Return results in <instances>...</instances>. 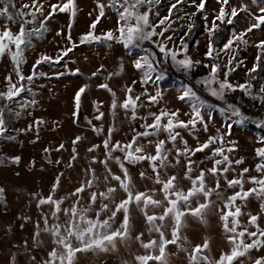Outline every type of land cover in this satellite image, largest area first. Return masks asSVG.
I'll list each match as a JSON object with an SVG mask.
<instances>
[{"label":"rangeland","instance_id":"374dc122","mask_svg":"<svg viewBox=\"0 0 264 264\" xmlns=\"http://www.w3.org/2000/svg\"><path fill=\"white\" fill-rule=\"evenodd\" d=\"M59 2L60 0H40V3L44 5V14L47 15L51 10L50 4ZM175 2L176 0L160 2L153 9V13L159 12V16L151 15V22L158 23L159 19L169 16V8ZM14 3L19 9L25 4L31 5L32 0H14ZM98 3L105 5V17L101 18L95 34L101 35L109 30H114L117 27L118 15L113 8L108 7L111 0H75L77 12L74 20L71 18L70 13H56L46 24L48 31L39 36L34 35L31 38V47H28L23 54L25 62L21 65V69L25 76L32 74V66L41 56H50L53 58V62H45L37 67V74L34 79L31 82L26 80L25 91L11 102L4 113L5 119L12 116L14 119L11 121L7 119L10 121L5 125L7 130L3 136H0V157L5 156L9 159L7 161L0 160V187L4 189L3 198L0 199V264H41L46 258L47 252L52 247L51 239L46 234H42L40 239L44 243L37 246L33 240V235L38 222L41 228L43 227L42 214L49 213L50 206L44 205L38 208L37 197H46L50 194L52 185L58 175L63 174L60 176V187L55 193L57 198L68 196L82 182L90 179L91 175L86 172V169L90 166L95 169V174L99 177V190L105 189L106 185L103 178L107 173L102 164H92V159L93 157L97 161L105 159L103 141L108 137L110 130L112 143L116 141L127 143L135 133L145 130L143 127L145 123L152 122L150 113H159L161 109L178 110L179 119L184 121L194 115L191 100L188 98L180 99L184 90L191 88V86L180 81L179 76L182 74L195 83L191 89L205 102V106L201 108V116L203 122L208 126V131H204L201 123H198L195 129L181 130V135L188 141L189 146L196 147L197 137L200 142H203L210 135H223L225 147L232 146L229 144L230 141L235 142L236 150L227 153L230 158L233 160L242 158L244 161L240 165H233L235 171L227 174L228 178H233L243 168L252 170L247 175H259L254 170L255 165L260 162L256 156V149L264 147V143H261V139L264 138V127H257L256 129V127H249L245 121L237 123L240 117L232 115L228 109L229 105L239 109L236 101L239 99V95L246 93L238 88L235 90L238 91L237 93L226 90L224 99L221 100L212 96L206 86L201 90L203 95H200L196 90L199 89L200 84H203L201 81L209 77L211 73V63L213 61L205 53L209 42L208 29L221 7L218 0H206L203 13L205 32L197 39L192 48H188L187 54L194 61H200L192 70L201 71L202 74L195 77L186 75L187 71L179 69L172 62L170 56H164L160 53L157 45L149 41H145L142 47L129 48H125L122 44L116 42L80 44V37L90 30V25L99 14ZM199 3L200 0H195L196 5ZM241 4L247 5L250 13L259 15L260 8L264 7V0H258V3L255 4L252 0H230L229 5L226 6V11L230 13L231 7L239 8ZM29 10L24 9L25 12ZM144 10L141 9V11ZM196 10L197 8L192 0H186L185 3L178 5L172 11L171 28L165 33V36L173 37V42L168 43L169 48L173 50L179 48V39L185 34L192 20V14ZM13 11L15 10L13 9ZM249 12L240 13L239 18L232 24L229 39L232 38L234 31L237 33L242 32L254 22ZM37 16L36 23L27 25L28 29L39 28L40 21L44 17L39 16V13H37ZM26 19H31V17H26ZM69 24H71L70 28ZM5 25L13 32L18 31V24L0 17V29ZM163 27L161 26L157 30L160 31ZM261 27L264 29V25ZM58 33L61 34L58 35ZM69 33L72 37L71 41L66 39ZM154 39L160 40L162 38L155 37ZM244 39L248 41V44H241L238 54L236 51L227 53L220 51L219 57L214 61L220 64L221 72L219 76L220 79H223L225 64L235 56V60H233V64L236 65L235 71L227 77L234 85L243 84L247 81L246 73L256 61L258 55L256 44L264 40V30H254L248 33ZM72 43H76L78 46L58 63L55 62L61 50L71 47ZM145 49L151 51L156 63L162 58L172 64L174 69L171 72L174 76L170 77L163 73V79L156 80V74L154 73L151 81L142 84L140 82L142 71L135 68V62L147 54ZM219 50L215 49L213 56H216V52ZM182 57L183 53L181 52L177 58ZM93 73H96V75L93 76ZM183 75L181 77H185ZM7 76H11L12 82L17 83L18 78L14 71L13 62L10 56L5 54L3 58H0V91L6 90ZM101 84H107L115 93L118 105L115 112L111 109V103L114 99L112 92L99 87ZM262 84H264V77L253 89V93L257 95L258 99H260L259 87ZM85 85H87V88L81 97L78 116H73L76 110L75 94ZM127 87L133 89V96L141 97L138 103L142 106L137 109V119L135 120L132 119L131 111L119 107L126 99ZM212 87L218 88V84H213ZM145 90L148 95H156L159 92L158 103L151 104L147 96L144 95ZM260 105L263 109L262 115L255 118L261 119L262 124H264V100H261ZM97 106L104 113V117L100 120L95 119L98 115ZM242 116L245 115L242 114ZM40 121L43 123H38ZM95 128H100L102 131L97 133L94 130ZM166 135V133H162L159 138L164 139ZM76 137L81 139L74 145L73 140ZM151 139L155 140L156 137ZM139 142L146 146V150H151L148 146V138H141ZM61 144L64 147L57 150ZM94 145L100 147L94 152H89L88 149ZM179 146L182 147V145ZM73 148L78 153L77 159L74 161L72 160ZM208 155L210 153L206 150L192 157L193 160L198 161L194 165L196 171L200 168H210L212 166L211 161L206 159ZM113 156H121V153L115 152ZM174 156L175 153L173 152L172 157H170L173 164L175 163ZM15 157L20 158L18 163L14 162ZM57 161H60V163L58 164ZM200 161H203V163H199ZM184 162L182 158L179 165L170 167L167 170L168 175L178 174L182 176ZM69 164L72 166L69 167ZM109 165L114 173L120 174L118 165L112 161L109 162ZM128 167L137 190L145 191L154 187L158 188L151 180L141 179L139 176L141 171H145L148 176H152L151 169L146 162L136 166L128 165ZM196 171L193 175L196 174ZM115 183L112 182L113 185ZM178 183L184 189L188 187V181L186 180L181 179ZM208 184L210 187H214V181L211 177L208 178ZM221 185V192L224 197L232 194V190L227 189L222 178ZM245 187H251V185L246 184ZM123 195L122 192L118 191L116 201L122 199ZM157 198H161L159 193ZM72 199L66 200L63 207H68L72 203ZM212 199L217 200V197L213 195ZM80 203L87 205V192L83 194ZM259 205L258 200L250 199L247 206L243 207L242 210L246 213L258 214L260 212ZM217 206H219V201L207 213L206 224L192 217L187 218V227L181 231V236L187 237L188 242L184 243V247L189 251H191L192 246L202 244L205 238L209 240L211 249L206 254L218 258L221 251L228 250L229 245L224 238L219 214L216 211ZM153 211L159 213L161 209ZM130 214L133 225L131 239L124 242L118 241L116 250L80 254L79 264H125V262L126 264H136L134 256L143 254L144 250L135 240V236L144 232L143 238L147 241L149 235L146 231L147 225L144 222V217L135 205L131 206ZM89 215H94V212L89 213ZM120 219H122V216L118 214L114 227L118 226ZM241 220L246 223L247 217H241ZM259 224L264 228V214H262ZM25 241H27V245H25ZM168 251L169 264H188L186 252L180 251L173 245L169 246ZM251 256L253 258L264 256V248L259 251L253 250ZM32 257H35V260ZM245 264H248L247 260H245Z\"/></svg>","mask_w":264,"mask_h":264},{"label":"snow or ice","instance_id":"6c2138e0","mask_svg":"<svg viewBox=\"0 0 264 264\" xmlns=\"http://www.w3.org/2000/svg\"><path fill=\"white\" fill-rule=\"evenodd\" d=\"M161 0H111L108 7L113 8L118 15L117 27L114 30H109L101 35H96L95 30L101 22V18L105 17V5L97 4L99 14L90 25V30L84 33L80 39V44L93 42H116L122 44L123 47H142L145 41L154 43L159 48L160 53L171 58L172 62L179 69L190 71L200 61H194L188 53V42L185 38L190 36L194 25L188 26V31L185 36L179 39V48L173 50L168 47L169 42H173L172 36H165L171 28V13L178 5H182L186 0H176L169 8V16L159 19L158 23H152L151 15L159 16V12L153 13V9L160 4ZM197 8V12H202L205 8L206 0H200L198 5L195 0H192ZM221 4L218 15L212 20L211 27L208 29L209 42L205 55L212 59L211 73L209 77L201 81L207 88L210 94L218 99L223 100L226 90L235 91L237 88L246 94H251L253 88L252 81L257 79L259 72H264V40L256 44L258 55L251 69L247 70L249 79L243 84H233L228 80L231 72L235 71L236 65L233 64L235 56H233L224 66L223 79H220L221 66L214 61L219 57V52H229L238 50L241 44L247 45L248 41L244 37L254 30H264V7L260 8V14L255 15L249 12L248 6L241 4L239 8L231 7L230 13L226 11V6L230 0H218ZM258 3V0H252ZM118 6V7H117ZM30 9L25 12L24 9ZM13 9L15 11H13ZM50 11L47 15L44 14V5L40 0H32V4H25L17 9L14 0H0V17L7 19L10 22L18 24V31L13 32L6 25L0 29V58L5 54L9 55L14 65V71L17 76V83L12 82V77H6V90L0 91V136L6 132L4 113L13 100L20 96L25 91V80L31 82L36 76L37 67L45 62H53V58L47 55L41 56L32 66V74L23 75L21 65L25 62L23 54L28 47H31V38L34 35H42L47 32V22L53 18L56 13H70L74 20L76 16L75 0H60L59 3L50 4ZM122 9V11H121ZM141 9H145L141 11ZM241 12H249L253 17L254 22L242 32H233L232 38L224 44L223 48L216 52L213 56L214 45L213 37L221 30L223 24H234L239 18ZM39 16L44 19L40 21L39 28L28 29L27 25L35 24ZM193 13L192 15H195ZM31 17V19H26ZM217 21L220 23L217 24ZM164 26L160 31L157 29ZM71 24H69V28ZM61 33H58L60 35ZM155 37H161L160 40H155ZM66 39L72 40V37L67 34ZM78 45L72 43L71 47L61 50V53L56 57L55 62H59L64 57L68 56ZM146 55L142 56L135 62V68L142 71V84H147L153 79V74H156V80L163 79V72L158 68L154 57L149 49H145ZM183 53V57L178 59V54ZM79 71V70H77ZM96 73H93L95 76ZM135 83V81H134ZM213 84H218V88L212 87ZM99 87L112 92L107 84H101ZM87 85L81 87L75 94V111L73 116H78L81 106V97L86 92ZM133 89L126 88V99L119 105L126 111H131L132 119H137V109L141 107L138 102L140 96L132 95ZM259 93L264 94V84L260 85ZM111 103V109L115 112L117 101L115 93ZM144 95L147 96L151 104L158 103L160 93L156 95H148L145 90ZM188 98L191 100L192 113L194 114L187 121L179 119V112L161 109L159 113H150L152 117L151 123L144 124V131L137 132L132 139L127 143L116 141L111 142V130L108 137L103 141L105 149V159L97 161L95 157L92 159V164L100 163L103 165L105 172L104 190H99V177L95 174V169L91 166L86 169V172L91 175L90 179L82 182L68 196L55 197L57 189L60 187V174L56 177L50 194L46 197L38 196L37 207L44 205L50 206V211L47 214H42L43 227L39 222L36 224V231L33 235V240L40 246L44 243L40 239L42 234H46L51 239V250L47 252L46 258L41 264H79L80 254L88 252H108L116 250L117 242H124L132 238V217L130 209L132 205L138 208L144 217V222L147 225L146 231L149 239L145 241L143 238L145 233L141 232L135 236V240L144 250L143 254L135 255L136 264H169L168 248L170 245L176 246L180 251L186 252L188 256V264H264V256H251L253 250L259 251L264 248V228L259 224V221L264 214V147L256 149V156L259 161L255 165V172L259 175H247L252 171L249 168H243L236 176L229 179L230 172L235 171L233 165H240L243 159L233 160L227 153L234 152L235 142H229L232 146L225 147L223 135L208 136V138L200 142L197 137L196 147H190L188 141L181 135V130L195 129L198 123L203 124L204 131H208V126L203 122L201 116V108L205 106V102L191 88H186L181 100ZM253 98H256L255 96ZM264 100V95L260 96ZM232 115L240 117L237 123H243L245 117L242 116L239 109L232 105L228 106ZM98 115L95 119L100 120L104 117V113L97 106ZM146 119V118H145ZM38 123H43L42 121ZM264 127V124L260 125ZM97 133L102 129L95 128ZM151 130V131H149ZM166 133L164 139H160V135ZM156 137L155 140L151 139ZM141 138H148V146L151 150H146V146L139 141ZM80 137L73 140V144L80 141ZM264 143V138L261 139ZM171 145V147H169ZM179 145H182L179 146ZM216 145L215 147H213ZM64 147L63 144L57 150ZM99 145H94L89 148V152H94ZM208 151L210 155L206 157L211 161L210 168H200L198 171L194 169V165L198 163L192 159L197 153ZM47 151V149H46ZM119 152L121 156H113V153ZM175 153L172 163L170 157ZM74 155L72 160L77 159L78 153L73 148ZM184 159L183 175L173 174L168 175L167 170L170 167H175ZM19 157L14 158V162H19ZM112 161L118 165L120 174L112 171L109 162ZM147 163L151 169L152 176H148L147 172H139L141 179L151 180L158 188H150L145 191H140L135 188L132 175L128 165L136 166L141 163ZM59 164L60 161H57ZM199 163H203L200 161ZM72 165L69 164V167ZM194 171L196 174L193 175ZM211 177L214 181V187L208 184V178ZM221 178L227 189L232 190V194L224 197L221 192ZM188 181L186 189L179 186V180ZM116 182L115 185L112 182ZM246 184L251 187H245ZM96 188L97 190H92ZM122 192L123 198L116 201V193ZM88 193L87 205H82L80 202L83 199V194ZM4 189L0 187V199L3 198ZM161 198H157V194ZM215 195L217 200H213ZM74 198V199H72ZM72 199V203L68 207H63L66 200ZM250 199H255L260 202V212L252 214L244 212L243 207L247 206ZM216 211L219 214L222 231L226 243L229 245L227 251H221L218 258L212 257L209 254L210 242L207 238L202 244L192 246L191 251L184 247V243L188 242L187 237L181 236V231L187 227V218L192 217L201 223H207V213L214 205H217ZM98 205V207H96ZM111 205V206H110ZM161 209L159 213L153 211ZM94 215H89L93 213ZM118 214L122 216L118 226L114 227L117 222ZM106 216V218H105ZM241 217H247L246 223L241 220ZM51 221V223H50ZM255 229V230H250ZM170 237V238H169ZM27 245V241H25ZM243 258V259H242ZM35 260V257H32ZM126 264V262H125Z\"/></svg>","mask_w":264,"mask_h":264},{"label":"trees","instance_id":"16d2710c","mask_svg":"<svg viewBox=\"0 0 264 264\" xmlns=\"http://www.w3.org/2000/svg\"><path fill=\"white\" fill-rule=\"evenodd\" d=\"M166 0H161V2H165ZM195 15H193L192 20L190 22L191 25H194L192 28V33L190 36H186L185 38L187 39L188 42V48H192L193 45L196 43L197 39L205 32V20H204V10L202 12H197V10L195 11ZM220 22L217 21V24H219ZM189 24V25H190ZM188 25V26H189ZM231 28L232 25L229 24H223L221 25V30L216 33V35L213 37V45H214V49H222L224 44H226L230 38V33H231ZM188 31V27L186 29L185 34ZM185 34L183 36H185ZM158 65V68L160 70H162L163 73H166V75L173 77L174 74H172L171 70L174 69V66L170 63H168V61H164L162 58L159 59V62L156 63ZM194 71V70H190L186 72V75L189 76H197L202 74L201 71ZM196 73V74H195ZM183 75V74H182ZM182 75L179 76L180 81H183L184 84H187L189 86H191V88L194 87V82L192 80H188L185 75V77H181ZM204 76V75H202ZM264 77V72H259L257 74V79L252 81L253 84V88L251 90V94H241L239 95V99L236 101V103L238 104V108L239 111L244 114L246 117H259L260 115H262L263 109H262V105H260L261 99L257 98V95L253 93V89L257 86L258 83H260V81L262 80V78ZM193 78V77H192ZM249 79L248 75H247V80ZM24 84L26 83V80L23 82ZM199 89H196L197 92L200 95H203L202 91L204 89L203 84L199 85ZM238 91H235V93H237ZM241 92V91H240ZM256 98H253V97ZM259 96H261V94L259 93ZM3 103V102H0ZM13 120V116L12 117H7L5 119V125H7L10 121L8 120ZM246 122V124L251 127V128H255L253 125H251L250 123H248L246 120H244ZM259 128V127H258ZM257 129V127H256ZM264 131V130H263ZM1 161H7L9 160L8 157H0Z\"/></svg>","mask_w":264,"mask_h":264},{"label":"water","instance_id":"95a60500","mask_svg":"<svg viewBox=\"0 0 264 264\" xmlns=\"http://www.w3.org/2000/svg\"><path fill=\"white\" fill-rule=\"evenodd\" d=\"M244 120H246L248 123H250L254 127H260V125L262 124V120L258 119V118H255V117H245Z\"/></svg>","mask_w":264,"mask_h":264},{"label":"flooded vegetation","instance_id":"af4514ba","mask_svg":"<svg viewBox=\"0 0 264 264\" xmlns=\"http://www.w3.org/2000/svg\"><path fill=\"white\" fill-rule=\"evenodd\" d=\"M261 127V126H260Z\"/></svg>","mask_w":264,"mask_h":264}]
</instances>
